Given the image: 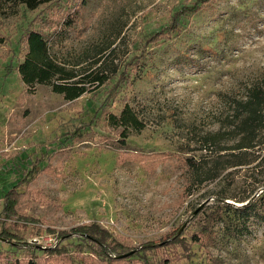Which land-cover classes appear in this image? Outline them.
<instances>
[{
	"label": "rangeland",
	"instance_id": "1",
	"mask_svg": "<svg viewBox=\"0 0 264 264\" xmlns=\"http://www.w3.org/2000/svg\"><path fill=\"white\" fill-rule=\"evenodd\" d=\"M192 1L52 0L29 9L0 0V207L31 163L48 168L19 186L26 196L16 211L36 221L11 229L35 250L59 240L46 227L94 220L130 247L164 239L167 264H264V122L249 146L233 147L239 101L264 82V0H208L177 15L168 38L151 39ZM70 10L74 24L51 41L52 53L106 78L67 99L46 83L27 86L15 64L27 27L46 30ZM122 101L142 123L124 137L104 116ZM75 128L83 135L71 136ZM62 241L71 242L65 253L32 255L0 239V264H98L75 248L78 235Z\"/></svg>",
	"mask_w": 264,
	"mask_h": 264
},
{
	"label": "trees",
	"instance_id": "2",
	"mask_svg": "<svg viewBox=\"0 0 264 264\" xmlns=\"http://www.w3.org/2000/svg\"><path fill=\"white\" fill-rule=\"evenodd\" d=\"M6 1L19 3L31 9L52 0ZM204 2H208V0H193L190 4L182 5L171 16L174 18L172 19L173 21H170L168 26H161L158 30L154 31L151 39L168 38L172 31L175 32L178 29L175 17L190 13ZM75 16V11L72 13L66 11L61 13L52 25L47 26L46 30L40 27H27L24 30L22 33L24 52L22 58L16 62L15 69L21 81L27 86L32 87L35 83H46L50 86L51 90L61 93L64 98L71 99L84 91L96 88L105 80V74H103L100 67L85 69L80 74L77 69L66 66L64 62L56 59V56L50 49L51 41L60 38L68 28L73 26ZM263 104L264 82L259 86L251 87L248 96L244 100L239 101V111L236 117L238 118L240 136L233 147L241 148L250 145L255 135L256 126L264 122ZM104 116L108 124L119 127V135L121 137L126 135L127 127L139 128L142 126L134 110L126 101L121 102L117 112L106 111ZM78 130L79 128H75L70 135L74 137L82 136L83 134ZM125 155H128V153H121L119 158L124 159ZM44 169L48 168H38L34 163H31L25 174L21 175L4 190L1 196L0 207V239L7 241L13 239V243L15 244H19L18 242L21 241L20 244H24L25 248H28L32 255L37 250L43 253H65L67 251V244L71 242H63L62 239L76 234L80 237V242L74 243L75 248L80 251L85 246L89 252L88 254L92 255L85 257L95 262L99 261L98 264H167L168 258L165 248L167 242H164V239L160 238L158 242L148 241L130 247L118 240L109 228L100 225L94 220L75 224L69 229L54 230L46 227L45 231L53 233L59 240L48 245L36 244L37 250H35L33 243L22 240L11 229L25 226L27 222L34 223L36 220L32 216L17 213L16 205L22 203L26 196V190L19 188V186L27 178ZM180 239L179 235H175L171 241H179ZM4 256L9 258L6 253Z\"/></svg>",
	"mask_w": 264,
	"mask_h": 264
}]
</instances>
